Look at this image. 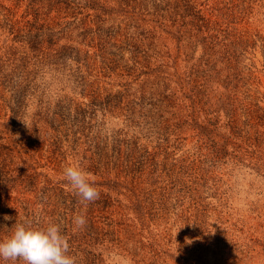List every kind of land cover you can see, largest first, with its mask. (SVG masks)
Masks as SVG:
<instances>
[{
  "label": "rangeland",
  "instance_id": "374dc122",
  "mask_svg": "<svg viewBox=\"0 0 264 264\" xmlns=\"http://www.w3.org/2000/svg\"><path fill=\"white\" fill-rule=\"evenodd\" d=\"M28 221L76 264H264V0H0V239Z\"/></svg>",
  "mask_w": 264,
  "mask_h": 264
},
{
  "label": "clouds",
  "instance_id": "9594fccd",
  "mask_svg": "<svg viewBox=\"0 0 264 264\" xmlns=\"http://www.w3.org/2000/svg\"><path fill=\"white\" fill-rule=\"evenodd\" d=\"M62 175L85 208L99 198L94 177L80 164L66 166ZM73 223L78 229L84 227L85 215L77 214ZM18 259L23 264H76L75 257L70 254L68 237L59 223L52 222L46 226L34 225L31 221L16 223L14 231L0 239V261L14 264Z\"/></svg>",
  "mask_w": 264,
  "mask_h": 264
}]
</instances>
